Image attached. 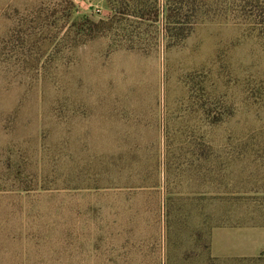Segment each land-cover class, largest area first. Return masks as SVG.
<instances>
[{"label":"rangeland","instance_id":"374dc122","mask_svg":"<svg viewBox=\"0 0 264 264\" xmlns=\"http://www.w3.org/2000/svg\"><path fill=\"white\" fill-rule=\"evenodd\" d=\"M260 216L264 0H0V264H212Z\"/></svg>","mask_w":264,"mask_h":264},{"label":"crops","instance_id":"0c3cea01","mask_svg":"<svg viewBox=\"0 0 264 264\" xmlns=\"http://www.w3.org/2000/svg\"><path fill=\"white\" fill-rule=\"evenodd\" d=\"M209 253L212 264H264V216L213 226Z\"/></svg>","mask_w":264,"mask_h":264},{"label":"trees","instance_id":"16d2710c","mask_svg":"<svg viewBox=\"0 0 264 264\" xmlns=\"http://www.w3.org/2000/svg\"><path fill=\"white\" fill-rule=\"evenodd\" d=\"M87 21H89V20H87ZM90 23H93L92 21H89Z\"/></svg>","mask_w":264,"mask_h":264}]
</instances>
